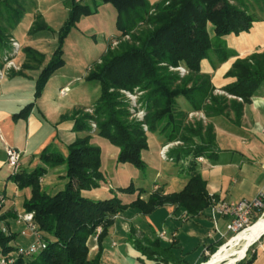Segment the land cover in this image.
I'll return each mask as SVG.
<instances>
[{
	"label": "trees",
	"instance_id": "trees-1",
	"mask_svg": "<svg viewBox=\"0 0 264 264\" xmlns=\"http://www.w3.org/2000/svg\"><path fill=\"white\" fill-rule=\"evenodd\" d=\"M20 1L0 0V17L6 20L5 26L0 25V54L9 48V31L25 12ZM61 1L68 13L57 30L47 25L39 12L34 13L28 35L39 31L54 33L56 45L44 65L42 52L30 46L22 48L25 60L21 68L39 69V73L34 81V100L14 113L13 119L27 117L49 78L65 63L63 54L67 36L80 18L94 14L99 4H111L116 11L118 34L114 39L117 44L108 46L86 71L84 79L99 86L93 112L76 108L69 115L60 116V120L70 118L72 130L85 132V135L65 146V156L46 147L39 155L40 163L36 168L31 171L19 168L10 175L19 190L29 189V197L23 200V212H33L40 238L46 243L40 253L19 256L11 264H102L103 242L116 214L132 208L146 215L159 206L171 204L194 216L210 204L206 183L195 170L193 161H189L191 172L179 191L154 190L143 199L139 196L143 189L130 183L118 188L121 193L136 194L129 202L117 195L103 199L86 196L84 191L99 187L103 181L101 148L92 143L89 120L95 122L99 137L118 148L116 164L127 163L143 170L142 151L148 147L147 132L166 133L168 141L180 139L194 145L183 150L187 154L192 151L194 158L214 145L212 126L184 123L186 113L176 110L178 97H184L193 111H201L206 116L227 115L230 110L234 115L233 122L239 124L243 106L264 82V50L234 60L226 76L235 80L223 87L224 94L214 95L210 76L200 72L201 60L208 59L211 54L215 53L220 61L227 58L223 37L248 31L257 20L251 8L255 10V4L260 12H264V0H159L152 4L148 0H92L90 4L82 0ZM208 26L212 28V36ZM178 66L184 67L187 73L182 76L170 69ZM134 88L144 91L142 121L129 119L127 104L119 91ZM193 136L201 138L200 145H195ZM58 165L63 166L59 182L53 189L45 188L39 179L48 168ZM0 216L7 218L3 213ZM132 233L128 238L134 240L149 259L167 261L168 250L161 246L159 239L145 243ZM92 237L96 240V253L91 257L88 240ZM13 238L11 230L9 234L0 230V254L14 249L10 244ZM220 244L217 242L208 247L215 253ZM207 260L203 256L201 264ZM251 261L252 258H242L235 264Z\"/></svg>",
	"mask_w": 264,
	"mask_h": 264
},
{
	"label": "crops",
	"instance_id": "crops-1",
	"mask_svg": "<svg viewBox=\"0 0 264 264\" xmlns=\"http://www.w3.org/2000/svg\"><path fill=\"white\" fill-rule=\"evenodd\" d=\"M22 1L27 4V6L23 4L25 12L18 24L10 29L9 36L18 40L23 47L30 46L42 52L44 65L55 48L56 35L47 31L28 35L34 13L39 12L46 24L57 30L66 19L68 9L61 0H30V2L21 0L20 2L23 3ZM158 1L148 0L151 4ZM81 2L90 4L92 0ZM109 5L108 3L99 4L94 14L81 17L76 27L71 30L64 44V65L49 78L41 97L26 119L16 120L12 116L33 100L34 81L39 69L21 68L19 71L10 70L0 76V133L2 136L0 137V193L5 196L0 213L7 215V225L14 234L10 244L14 247L27 245L32 240L31 233L21 235L24 226L17 224L14 220L16 213L23 211V200L29 197V189L25 191L17 189L10 178L11 170L6 162L5 144L21 152L20 168L31 171L38 166V156L45 147L50 146L52 151L64 154L68 143L78 136L85 135V132L72 130L71 120L62 122L58 120L60 114L69 108L90 106L99 95L97 84L92 85L94 95L91 97L86 95L89 84L83 78L90 64L99 59L107 43L118 34L115 27L116 11ZM254 9L251 8L257 20L252 23L248 31L237 35L231 33L223 37L228 51L225 60L220 61L219 57L213 53L208 59L200 62V72L210 76L214 95L223 93V87L235 80L234 77L226 76V72L236 58H243L254 51L264 50V12H260L255 4ZM0 25H6L5 18L0 17ZM208 31L212 36L213 31L210 26ZM3 53L0 54V59ZM24 60L25 55L21 50L15 55L14 62L21 67ZM63 86L69 87V92L65 98H60L58 90ZM176 106L177 111H183L189 115L192 113L190 117L188 115L185 117L184 123L194 126L197 122L202 127L212 126L214 145L204 154L194 158L192 151L188 155L183 152L186 148H193L194 145L180 144L171 151V157H179L177 162L162 160L158 150L167 142L165 136L158 131L147 132L148 147L142 151V158L146 165H153L157 160L155 166L158 168H148L149 173H152V180L151 176H148L152 183L149 189L143 190L139 196L145 199L154 186H158L164 193L179 191L190 175L189 161H193L195 170L200 173L206 183V191L211 197L210 204L194 216L187 215L185 210L171 204L159 206L146 215L132 208L125 209L114 216L113 223L108 229V236L103 242L102 264H198L204 253L209 252L208 246L215 244L227 233L225 232L227 218L215 214L214 219L211 204L218 201L251 199L259 191L264 192V82L251 96L249 103L243 106L239 124L233 122L234 115L230 110L227 115L210 116L204 115L201 111H193L188 101L182 96L177 98ZM91 135L93 144L97 145L100 142L105 147L106 153L110 151L114 157L116 156L117 147L103 144L94 132ZM191 138L195 145L201 144L199 136ZM104 153L102 150L101 171L105 181L109 179L111 182L113 179L108 175L107 168H104ZM158 159L161 160L158 161ZM61 171V168L50 169L42 176L41 183L45 188H55L60 180L57 173L60 174ZM118 177L117 182L120 185L111 183L117 190L125 187L123 184L128 182L123 175ZM84 194L92 199L109 198L115 195L107 190L102 182L99 187L84 191ZM135 195V193L120 192L117 196L124 202H129ZM163 231L174 236L160 238L159 233ZM131 233L133 237L145 240V243L147 240L159 239L161 246L168 250L167 261L149 259L139 250L138 244L128 238ZM88 246L89 255L92 257L96 253L95 237L88 240ZM251 258L252 261L248 264H264V254L256 246L250 249L245 259Z\"/></svg>",
	"mask_w": 264,
	"mask_h": 264
},
{
	"label": "rangeland",
	"instance_id": "rangeland-1",
	"mask_svg": "<svg viewBox=\"0 0 264 264\" xmlns=\"http://www.w3.org/2000/svg\"><path fill=\"white\" fill-rule=\"evenodd\" d=\"M23 3H22V5L24 4V5H26L27 6V4L25 3V1H22ZM29 2H30V0H29ZM24 5H23V7H24ZM110 6V8H113V6L110 4L109 5ZM112 6V7H111ZM24 9H25V7H24ZM13 42H17L18 44H19V52L22 50V45H21V43L18 41V40H16L14 37H10L9 38V48L7 49V50H5L4 51V53H3V55L1 56V59H0V72L2 73V75L3 74H6V72H8V71H10V70H17V71H19L20 69H21V67H19L18 65H16V63L14 62V57H15V54H13V51H12V49H13V46H12V43ZM117 44V41L114 39V40H110L108 43H107V45H106V48H105V50L108 48V46H110V47H114L115 45ZM84 47H85V45H84ZM18 52V53H19ZM10 59H12L13 60V62H14V64H15V66L16 67H12V66H10V67H6V65H5V63L8 61V60H10ZM35 65V64H34ZM171 70H174V71H176V72H178L180 75H185L186 73H187V71L184 69V67H182V66H178V67H176V68H170ZM54 74V73H53ZM84 77H85V75H84ZM83 80L85 81V82H87V84H89L88 86H89V88L87 89V91H86V95H88L89 97H91V96H93L94 95V87L92 86V85H94V84H97L96 82H88V81H86L84 78H83ZM62 89V90H61ZM98 90H99V86H98ZM120 91V93L122 94V100L127 104V110H128V112H129V119L130 120H136V121H142L143 120V117H144V114H145V108H144V101L141 99V97H142V95H143V93H144V91H141V90H139L138 88H134L133 90H126V89H120L119 90ZM68 92H69V87H67V86H63V87H61V88H59V90H58V96L60 97V98H65L67 95H68ZM221 94H224V92L223 93H221ZM42 95V94H41ZM230 95H228V97H229ZM41 97V96H40ZM39 97V98H40ZM232 96H230L229 98H231ZM38 98V99H39ZM37 99V100H38ZM34 100V99H33ZM37 100H35V103H34V106H35V104H36V102H37ZM239 100V99H238ZM95 103V101L89 106H87V107H82V106H74V107H72V108H69L68 110H66L64 113H62V114H66V115H69L70 114V112L73 110V109H76V108H85V110H84V112H88V113H92L93 112V104ZM34 106L29 110V112H28V115L30 114V112H31V110L34 108ZM197 113H199V112H197ZM196 113V114H197ZM62 114H60V116L62 115ZM192 114V113H191ZM191 114L189 115V114H186V116L185 117H187V115L190 117L191 116ZM28 115H27V117H28ZM60 116H59V122H62V121H65V120H67V121H70L71 119L70 118H65V119H61L60 120ZM193 116H194V114H193ZM197 116V115H196ZM26 117V118H27ZM26 118H24V119H26ZM185 119V118H184ZM72 121V120H71ZM186 123V122H185ZM89 124H90V127H91V133L92 132H94V133H96L97 132V130H96V125H95V122L94 121H92V120H89ZM72 126H73V121H72ZM142 127H143V129H146V126H145V124H142ZM164 136H165V138H166V133H162ZM0 137H2L1 136V133H0ZM100 138V140L103 142V144H109L108 142H107V140H105L104 138H101V137H99ZM167 142H165L164 144H162L160 147H159V150H158V154H159V156L162 158V160H170V161H174V162H177L178 161V159H179V157H177V156H175L174 158L173 157H171V155H172V153H171V151H173L175 148H177L178 146H180V144L181 145H184V146H186L187 145V143L186 142H184V141H182V140H180V139H175V140H171V141H168V140H166ZM7 144H5V146H6ZM100 148H102L101 149V153H102V150H103V152H105L104 153V157H103V163H104V168H107V170H108V175H110L111 176V179H113V181H111L110 182V180L109 179H107V181H105V179H104V177H103V181H102V183L106 186V188H107V190H109L110 192H112L113 194H115V195H118V193H120L119 192V190H117V189H114L113 187H112V184L111 183H113L114 185H120V184H118V182H117V179L119 178L118 176H121V175H123L124 177H125V179L128 181L126 184H123L124 186H127V185H129L131 182V184L133 185L134 184V187H137V186H139L141 189H143V190H145V191H147L148 189H149V187L151 186V183H152V181H151V183H150V179L152 180V173L150 174L149 173V169L148 168H156L157 166H155L156 164H157V160L156 161H154V164L153 165H146L145 164V167H144V169L143 170H141V169H137V168H135V167H133L132 165H130V164H127V163H123V164H116V162H115V159H116V156L114 157L113 156V154L109 151V153H106V149H105V147L99 142V144H97ZM111 145V144H110ZM198 145V144H197ZM8 146H11V145H9L8 144ZM111 146H113V145H111ZM11 147H13V146H11ZM48 147V146H47ZM14 148V147H13ZM46 148V147H45ZM44 148V149H45ZM49 149H50V151H52V149L50 148V146L48 147ZM16 151H18V153H19V161H18V165H17V167L16 168H20V159H21V152L17 149V148H14ZM43 149V150H44ZM42 150V151H43ZM41 151V152H42ZM40 152V153H41ZM53 152V151H52ZM54 152H58V151H54ZM185 153V152H184ZM183 153V154H184ZM6 154V153H5ZM186 155H188L187 153H185ZM40 155V154H39ZM64 156L66 155V153H64L63 154ZM117 155V154H116ZM39 157V156H38ZM7 158V157H6ZM161 159H158V161H160ZM101 162H102V159H101ZM156 162V163H155ZM39 163H40V159H39ZM54 168H61V169H63V166L62 165H58V166H55V167H50V168H48L47 169V171H46V173L50 170V169H54ZM102 168V167H101ZM158 168V167H157ZM58 172V171H57ZM45 174V173H44ZM43 174V175H44ZM61 174V173H60ZM60 174H58L57 173V177H59L60 176ZM42 175V176H43ZM151 176V178L149 179V177L148 176ZM42 176H41V178H42ZM109 176V177H110ZM39 179V180H42V179ZM133 178V179H132ZM132 179V180H131ZM15 184V183H14ZM60 185H62V182H61V184ZM18 189V188H17ZM91 190V189H90ZM154 190H160L159 188H158V186H154L153 188H152V191H154ZM86 191H88V190H86ZM163 192V191H162ZM123 199H125V198H123ZM2 205H4V204H2ZM29 212V211H28ZM32 214H33V212H31ZM1 214V213H0ZM259 213H257L253 218H252V220H251V223L249 224V226L251 225V224H253L252 223V221L254 220V218L258 215ZM264 214V211L263 212H261L260 213V216L259 217H261L262 215ZM33 221H34V219H33ZM6 225L7 227H8V229L10 228L8 225H7V219L6 218H2L1 216H0V225ZM11 230V229H10ZM36 230H37V226H36ZM22 231V230H21ZM38 231V230H37ZM245 230H242V231H240V232H244ZM29 231H25L23 234L21 233V235H26V234H30V232L28 233ZM226 232V231H225ZM240 232H237V233H233V232H227V233H225L222 237H220V239L219 240H217L216 242H220L221 244H220V246H222L223 244H226V243H228L227 241H229L231 238H234L236 235H238V233H240ZM32 235V234H31ZM34 240V236L32 235V240L31 241H33ZM215 242V243H216ZM257 244H259L258 243V241H256L255 243H253V244H251L249 247H248V249L246 250V253H245V255H244V257L243 258H246L247 256H248V254H249V252H250V249L251 248H253V247H255V246H257ZM239 245L240 244H238V245H236L235 247H239ZM219 246V247H220ZM219 247H218V249H219ZM217 249V250H218ZM216 250V251H217ZM214 253V252H213ZM211 251H210V249H209V252L208 253H204V255L203 256H206L207 257V259H209L210 258V256L213 254ZM201 260L202 259H200V261L198 262V264H200V263H202L201 262ZM208 261V260H207ZM206 261V262H207Z\"/></svg>",
	"mask_w": 264,
	"mask_h": 264
},
{
	"label": "built area",
	"instance_id": "built-area-1",
	"mask_svg": "<svg viewBox=\"0 0 264 264\" xmlns=\"http://www.w3.org/2000/svg\"><path fill=\"white\" fill-rule=\"evenodd\" d=\"M13 54H18L19 44L17 42L12 43ZM6 67H16L13 60L10 59L5 63ZM2 73L0 72V76ZM62 90V89H61ZM240 100V98H238ZM6 153V162L10 167L11 174H14L18 171L17 165L19 161V153L13 147L6 145L4 147ZM5 196L0 193V205L4 204ZM211 209L213 212V218L215 219V214H219L227 218L225 225L226 232L237 233L249 226L252 218L259 212L264 211V192L259 191L251 199H242L239 201H218L211 204ZM17 224H23L24 229L21 231L23 234L25 231H29L33 236L34 240L28 243L27 245H18L7 254H0V264H11L19 256H34L40 253L46 246V243L40 238L38 231L36 230V224L33 221V214L31 212H20L16 213L14 218ZM216 229V223L214 230ZM0 230L9 234L10 230L6 225H0ZM169 236H174V234L169 235L167 231L159 233L160 238H167ZM258 241L257 248H259L264 254V233L259 236L253 243ZM252 243V244H253Z\"/></svg>",
	"mask_w": 264,
	"mask_h": 264
},
{
	"label": "bare ground",
	"instance_id": "bare-ground-1",
	"mask_svg": "<svg viewBox=\"0 0 264 264\" xmlns=\"http://www.w3.org/2000/svg\"><path fill=\"white\" fill-rule=\"evenodd\" d=\"M244 230L220 246L205 264H232L237 258L243 257L248 246L264 233V214ZM238 244L239 247H235Z\"/></svg>",
	"mask_w": 264,
	"mask_h": 264
},
{
	"label": "water",
	"instance_id": "water-1",
	"mask_svg": "<svg viewBox=\"0 0 264 264\" xmlns=\"http://www.w3.org/2000/svg\"><path fill=\"white\" fill-rule=\"evenodd\" d=\"M261 235H262V234H261ZM261 235H260V236H261ZM250 245H251V244H250ZM250 245H249V246H250ZM249 246H248V247H249ZM247 249H248V248H247ZM242 258H243V257H241V258H237L232 264H235V262H237L238 260H240V259H242Z\"/></svg>",
	"mask_w": 264,
	"mask_h": 264
}]
</instances>
